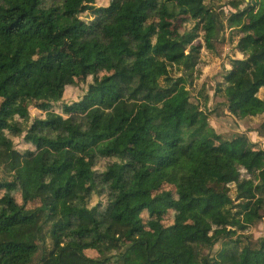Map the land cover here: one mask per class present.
<instances>
[{
  "label": "trees",
  "instance_id": "1",
  "mask_svg": "<svg viewBox=\"0 0 264 264\" xmlns=\"http://www.w3.org/2000/svg\"><path fill=\"white\" fill-rule=\"evenodd\" d=\"M97 1L0 0V190L22 195L0 197V264H264V236L246 235L264 223V150L193 100L194 42L217 52L229 29L244 59L216 92L233 117L264 116V0ZM36 96L66 117L32 120Z\"/></svg>",
  "mask_w": 264,
  "mask_h": 264
},
{
  "label": "rangeland",
  "instance_id": "2",
  "mask_svg": "<svg viewBox=\"0 0 264 264\" xmlns=\"http://www.w3.org/2000/svg\"><path fill=\"white\" fill-rule=\"evenodd\" d=\"M111 0H98V6L108 5ZM228 1H223L219 3H215V7L217 11L223 10L226 15H229L231 12H235L228 4ZM210 5V4H209ZM157 21V17L154 15L150 16V22ZM193 27V23H189L186 25V29L190 30ZM204 32H200L199 38L194 42V44L202 45V49L199 56V65L198 69L201 70V76L196 80L193 89V100L196 102H202V97L199 96V93L204 92L205 94H209L210 103L209 108L211 110V114H209V122L211 127L214 130L223 136L226 140H231L234 136L246 135L248 139L251 141L252 145H256V148L264 150V137L260 136L258 131L260 125L264 120V116L253 117V118H245V119H237L229 114L226 107L222 105L223 99L219 97L216 89L218 84L223 82L224 74L231 69V62L234 60H243L244 56L237 50L238 37L232 34L231 30L226 29L225 31L220 33L223 41L222 43H216L217 52L210 51L206 48L205 42L203 39ZM111 70L107 69H99L97 71L100 77L111 74ZM175 76L180 74H173ZM47 74L43 72H39L32 80L31 83H36L39 88L41 94L47 93V86L45 83V77ZM86 91V86H82L80 88H68L65 92V102H79ZM260 98H264V89H262L259 93ZM34 106L29 108L30 115L32 120L36 119H44L46 114L57 113L59 115H63L62 110L59 106L53 108H49L45 105V100L42 97L36 96L34 100ZM2 99L0 98V107H1ZM8 113L12 115V110L9 108ZM66 117V116H64ZM16 148L19 151H25L29 149L30 146L24 143L23 138H19L15 140ZM88 160L82 156L79 159V166L82 168L86 167ZM246 177V175L244 174ZM165 189H175L174 187H165ZM176 190V189H175ZM4 193H9L17 203L22 202V195L20 192L19 185H15L10 191L0 190V197ZM177 197V196H176ZM96 203V199H94V204ZM37 202L31 198L28 203V209H33L37 206ZM142 218L144 222L148 220V214L145 212L142 214ZM167 222V220H166ZM246 235L249 237H253L255 240L264 236V223L257 224L252 226ZM64 240H72L69 236H65ZM221 249V244L217 245L216 251ZM87 256L89 257H97V253L93 250L86 251Z\"/></svg>",
  "mask_w": 264,
  "mask_h": 264
}]
</instances>
